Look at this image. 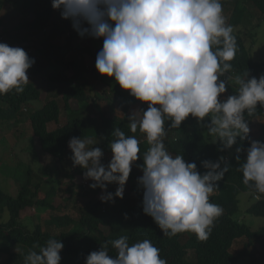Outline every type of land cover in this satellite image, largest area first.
I'll return each mask as SVG.
<instances>
[{
  "label": "clouds",
  "instance_id": "1",
  "mask_svg": "<svg viewBox=\"0 0 264 264\" xmlns=\"http://www.w3.org/2000/svg\"><path fill=\"white\" fill-rule=\"evenodd\" d=\"M52 8L62 10V19H71L79 35L103 39L96 57L98 73L114 77L121 89L148 105L146 111H135L128 118L130 131L139 129L150 145L138 181L144 190V213L166 236L191 232L200 241L209 239L223 212L209 198L229 167L205 161L207 171L201 174L194 162L171 155L163 143L164 118L169 117L174 128L189 117L198 122L207 118L208 133L230 149L250 132L245 113L252 115L258 105L264 107V75L259 79H249L248 73L237 75L238 92L219 99L226 92V83L219 78L231 71L238 51L221 0H52ZM34 63L24 49L0 43V94L23 93L29 82L26 73ZM113 136L107 166L101 163L102 150L89 147L91 140L73 137L68 146L74 165L85 170V179L94 181L91 188L106 191L115 183L119 187L114 195L123 199L132 165L139 158V140L119 128ZM239 170L246 185L264 194V142H251ZM113 199L111 193L101 196L102 202ZM112 245L115 258L104 245L91 252L85 264H167L148 239L129 245L128 237L121 236ZM38 247L39 251L29 250L24 264H60L59 240L49 239Z\"/></svg>",
  "mask_w": 264,
  "mask_h": 264
},
{
  "label": "trees",
  "instance_id": "2",
  "mask_svg": "<svg viewBox=\"0 0 264 264\" xmlns=\"http://www.w3.org/2000/svg\"><path fill=\"white\" fill-rule=\"evenodd\" d=\"M221 3L223 12L232 13L229 25L234 29L238 48L235 59L230 62L231 71L221 76L227 86L219 99H226L238 92V86L234 83L237 75L246 77L248 73L249 79H259L264 75V63H257L250 56L246 34L242 29L248 22L246 16L249 8L246 5L258 9L264 17V0H221ZM9 6L24 18L15 29L34 35L52 27L57 12L52 8V0H0V43L22 48L28 56L31 53L37 60L36 66L42 64L39 58L46 57L52 65L58 66L43 84L51 88L56 82H66L68 86L60 98L46 102L47 90L37 88L35 82L30 80L28 71L34 68L32 66L26 73L29 82L23 86V93L12 90L0 94V128L10 131L24 122L28 129L26 135L36 149L35 154L40 161H49L46 171L36 173L30 168L24 180L18 179L15 195L7 194L0 187V264H24L29 250L39 251L38 246H44L49 239H57L63 244L60 264H85L86 257L104 245H107L109 255L115 258L116 250L112 241L121 236L128 237L129 245L144 239L150 240L160 250V257L166 259L167 264H264L256 251L261 249L264 252V222L255 225L253 220L247 222V217L264 221V194L246 185L239 170L246 160L251 142H264V107L260 105L252 115L245 113L250 132L245 139L237 138L236 144L230 149L224 148L217 136L208 133L207 118L204 122H198L196 118L189 117L175 128L170 127L172 121L169 117L164 118L166 135L163 143L171 155H182L186 163L194 162L201 174L207 171L203 167L205 161L220 162L221 168L229 167L218 181L217 190L209 198L210 202L221 206L223 212L214 221L211 235L206 241L198 240L191 232L171 237L164 235L143 211L144 190L140 184L132 194L123 193V199L115 197V190L109 191L114 199L108 202L101 201V196L107 194L97 187L88 193L80 217L55 215L60 209L68 208L67 202L73 198L74 188L68 187L66 199L59 203L58 189L52 186L44 190L43 184L47 174L52 178L49 166L54 162L65 161L70 151L69 141L73 137L92 140L103 148L104 153L112 154L109 145L115 139L113 132L116 128L126 135L135 136L139 140L140 153L132 168L136 167L140 172L139 178L142 177L143 154L150 145L139 129L136 133L130 131L128 118L131 112L146 111L148 105L134 98L133 107L127 110V104L124 103L126 95L122 97L121 88V93L115 98L99 95L98 79L103 76L96 70L98 53L93 46L92 36L87 37L88 34L81 36L78 32L64 30L61 33L63 35L59 34L58 43L52 33L47 40L32 45H27L31 43L29 38L18 35L11 37L10 41L5 39L8 31L2 28L3 14ZM64 37H70L66 44H62ZM80 45L84 46L85 59L69 61V55ZM68 65L69 73H65L60 66ZM89 69L95 73L88 76ZM101 103L107 104L102 106ZM109 103H112V107ZM255 120L261 122L259 127L262 135H254L252 126ZM53 125L56 128L51 130ZM84 173L80 175L83 186ZM114 184H108L107 188L114 187ZM242 195L249 196L248 206ZM131 199H134V204L130 203ZM28 218L38 223L28 224ZM236 246H240L238 251ZM193 256L195 261L190 260Z\"/></svg>",
  "mask_w": 264,
  "mask_h": 264
},
{
  "label": "rangeland",
  "instance_id": "3",
  "mask_svg": "<svg viewBox=\"0 0 264 264\" xmlns=\"http://www.w3.org/2000/svg\"><path fill=\"white\" fill-rule=\"evenodd\" d=\"M246 6L249 8L246 16V20H248V22H244L245 24L242 29L246 34L247 49L250 56L255 62L264 63V17L258 9L250 7L248 5ZM61 11L62 10H57V12L55 13V20L51 23L52 27L46 28L42 32L33 35L30 32L17 31L15 29L18 24L24 21V18L19 13H17L15 9L9 6L7 11L3 14L4 21L2 28L8 31V35L5 39H8V41H10L12 40L11 37H15L18 35L20 37L29 38L31 40V43L27 45H32L33 43L37 44L40 41L47 40L53 33L56 38L55 42L58 43L60 41L59 34H61L62 31L64 32V30H66L68 32H78L76 29H74L73 21L71 19H62ZM223 15L226 19V23L229 24L232 13L223 12ZM84 27H87V25L85 24ZM252 35L254 36V38H252ZM70 37H64L62 40V44H66L67 41L69 42ZM87 37H90V35H88ZM92 41L96 53L102 50V38L96 39L92 37ZM83 47V45L78 46L77 49H75L74 52L69 55V61L75 58L84 60L86 56L83 53ZM30 54L29 58L35 61V63L32 65L34 68L28 71L30 80L35 82L37 88H43L47 90L46 102L60 98L65 87L68 86V83L56 82L51 88H48L46 84H43V82L57 70L56 66L58 65H52L51 61L47 60L46 57H41L38 60L41 61L42 64L40 66H36L37 60L33 57L32 54ZM60 67H62V71H64L65 73H69V65ZM94 73V70L89 69L87 75L90 76ZM37 79L40 80L37 81ZM98 81V84H100L99 95L103 96L105 94L107 96L115 98L119 95V93H121L120 86L118 85V83H116L114 77L109 78L103 76V78H99ZM122 94V97L126 95V101L124 103L127 104V110H131L134 105L133 103H135V97L131 96L130 93L125 90H123ZM105 104L107 103H101L102 106H104ZM109 106L112 107V103H109ZM254 123V126H252L253 132H255L254 135H262L263 132L259 127L261 122L259 123V120H255ZM18 128L19 131H17ZM54 128H56V125H53L50 129L53 130ZM27 133L28 129L25 127L24 122H22L20 127L16 126L10 131H6V129L3 130V128H0V187L10 195L16 194L18 185L16 181L18 179L24 180L30 168H32V170H34L36 173H42L47 170L46 164L49 161H40L38 155L35 154L36 149L34 145H32L30 139H28V136L26 135ZM92 142L93 143L89 145L90 148L99 147L103 152V148L98 143L94 141ZM14 150H16L15 153ZM72 156L73 153L70 150L64 162L53 161L54 163H52L48 168V170H50L52 174V178L49 177L48 174L45 176L46 180H44L43 189L49 190L52 186L56 187L58 189V202L62 203L66 199L65 196L68 187L72 186L74 188L75 194L73 198H71V200L67 202L68 208L60 209L55 213V215L67 214L74 218H78L80 217L81 213H83V208L86 206L88 193L93 190L90 185L93 184L94 181L87 179L85 180L87 181V183H85V186H83L84 183H82L83 185L81 184L82 180H80V175L81 173H84L85 170L80 166L74 165ZM111 159L112 154H106L103 152L101 163L107 166ZM139 176V170L136 167H133L130 172L129 179L124 186V193H133V190L139 185ZM80 185H82V187H80ZM118 187L119 185L114 184V187L109 186V188H106L105 192L106 194H108L111 190L116 191V188ZM242 197L246 201V205L248 206L247 201L249 199V196L242 195ZM130 203L134 204V199H131ZM243 206L244 210H246L247 208L245 207V204ZM247 218V222H252L253 220L254 222L252 223L254 225L255 223L262 224L264 222L263 219H256L253 217ZM26 222L31 225H35L38 223V221H33V219L31 218H28ZM239 247L240 246H236V251L239 250ZM256 251L259 254V258L262 257L261 261H264V252L261 251V249H256ZM190 260L195 261V257L193 256Z\"/></svg>",
  "mask_w": 264,
  "mask_h": 264
},
{
  "label": "built area",
  "instance_id": "4",
  "mask_svg": "<svg viewBox=\"0 0 264 264\" xmlns=\"http://www.w3.org/2000/svg\"><path fill=\"white\" fill-rule=\"evenodd\" d=\"M219 80H223L221 77L219 78ZM223 81H225V80H223ZM219 82V81H218ZM225 83H226V86H227V82L225 81ZM84 180H87V179H85V175H84ZM85 183H87V181H85Z\"/></svg>",
  "mask_w": 264,
  "mask_h": 264
},
{
  "label": "bare ground",
  "instance_id": "5",
  "mask_svg": "<svg viewBox=\"0 0 264 264\" xmlns=\"http://www.w3.org/2000/svg\"><path fill=\"white\" fill-rule=\"evenodd\" d=\"M86 63V62H85Z\"/></svg>",
  "mask_w": 264,
  "mask_h": 264
}]
</instances>
